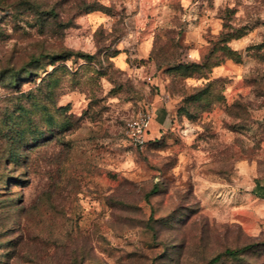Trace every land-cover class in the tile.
<instances>
[{
	"label": "rangeland",
	"instance_id": "obj_1",
	"mask_svg": "<svg viewBox=\"0 0 264 264\" xmlns=\"http://www.w3.org/2000/svg\"><path fill=\"white\" fill-rule=\"evenodd\" d=\"M162 2L0 0V264H264V0Z\"/></svg>",
	"mask_w": 264,
	"mask_h": 264
},
{
	"label": "crops",
	"instance_id": "obj_2",
	"mask_svg": "<svg viewBox=\"0 0 264 264\" xmlns=\"http://www.w3.org/2000/svg\"><path fill=\"white\" fill-rule=\"evenodd\" d=\"M142 1V2H141ZM164 2H162V0H139V8L138 11L140 13V16H145L147 14V12H149L151 9H160V7L162 6ZM102 12L97 10V11H93L90 12L88 14H86L84 16L83 20H93V19H100L102 18ZM139 31H143V29H140ZM129 36H124L122 39L119 40L118 44H117V48H118V53L112 58L114 63L116 64V66L121 69V70H126V69H130V63L134 64L136 62L133 63L134 60L129 59V55L128 52L125 51L122 48H133L134 44H131V40H128ZM143 47H148V43H145L142 45ZM145 59L149 60V54L146 56H144ZM134 68L136 69L135 71L138 73H143V66L139 67V64H134ZM153 73V71H152ZM160 133V132H159Z\"/></svg>",
	"mask_w": 264,
	"mask_h": 264
},
{
	"label": "built area",
	"instance_id": "obj_3",
	"mask_svg": "<svg viewBox=\"0 0 264 264\" xmlns=\"http://www.w3.org/2000/svg\"><path fill=\"white\" fill-rule=\"evenodd\" d=\"M148 79L150 80L151 77H148ZM153 117V111L148 109L126 121L124 134L132 145L143 148L148 144Z\"/></svg>",
	"mask_w": 264,
	"mask_h": 264
},
{
	"label": "trees",
	"instance_id": "obj_4",
	"mask_svg": "<svg viewBox=\"0 0 264 264\" xmlns=\"http://www.w3.org/2000/svg\"><path fill=\"white\" fill-rule=\"evenodd\" d=\"M97 10H102L101 8H96V9H91L89 11L86 12V14L93 12V11H97ZM85 14V15H86ZM214 49L211 51L213 52ZM233 52L235 53V55H237V57H239V59L241 60V56H242V52L238 51V50H233ZM118 53V51L113 55V57ZM150 58H152L150 56ZM153 59V58H152ZM237 60V59H236ZM234 61V60H233ZM238 61V60H237ZM206 62L211 63L212 62V55L209 54L208 58L206 59ZM218 81V80H216ZM211 83V81L209 82ZM208 84V83H207ZM213 92V91H212ZM211 91L209 92V95H207L205 102L203 103V106L205 104V106H207L209 109L215 108L216 106H218V102L219 104L224 103L225 106H227L226 104V100H227V96L223 93L222 95H219V93H212ZM151 141L148 140V144ZM253 247V244H248L243 246L240 249H236V250H232V249H227L225 251H222L220 253H218L217 255H215L213 258H211V260L209 261L208 264H216L217 262H219L222 258L224 257H230V258H237L239 257L240 254H242L243 252L249 250L250 248Z\"/></svg>",
	"mask_w": 264,
	"mask_h": 264
}]
</instances>
